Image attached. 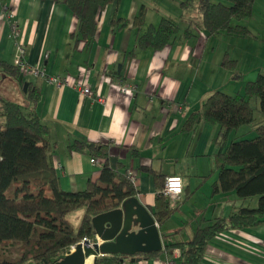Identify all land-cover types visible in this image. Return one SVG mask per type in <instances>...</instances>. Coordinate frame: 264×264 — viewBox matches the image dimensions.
<instances>
[{"label":"crops","instance_id":"1","mask_svg":"<svg viewBox=\"0 0 264 264\" xmlns=\"http://www.w3.org/2000/svg\"><path fill=\"white\" fill-rule=\"evenodd\" d=\"M185 1L189 5L181 6ZM149 2L116 0L108 4L97 17L94 40L85 48L84 41L77 39L76 44L72 35L77 32V17L61 0H0V60L12 65L14 48L20 43L25 47V61L45 74L44 79L23 76L27 90H38L36 101L29 100L19 81L10 77L2 87L47 125L61 188L82 191L100 176L98 161L69 148L76 140L108 144L110 155L123 165L119 171L126 175L128 170L134 171L133 196L154 218L163 235V247L157 255L127 256L122 264H164L172 258V250L179 249L168 246L190 240L200 221L226 216L239 206L242 200L235 192L212 191L218 178L214 156L219 150V126L203 118L189 129L185 124L212 92L243 93L246 82L264 73V0H255L252 15L241 21L251 32L243 43L244 37L225 33L227 36L218 38L219 34L208 35L195 27L192 37L173 38L157 50L137 47V37L150 25L156 27L162 16L172 20L168 16L172 15V21L183 30L197 14L194 7L189 16L191 0H175L174 14ZM142 5L147 7L145 24L136 29L133 17ZM14 20L19 25L16 37L11 30ZM225 53L237 63L246 59L250 66L224 68ZM53 76L61 79L60 86L45 81ZM77 82L89 87L92 95L82 93ZM119 83L131 86L132 93L121 92ZM240 128L234 137L229 134V140L242 137L238 136ZM173 175L181 176L183 190L176 202H170L173 213L161 220L155 215V199L165 178ZM249 202L245 199L244 205ZM76 212L75 228L84 210L77 209L70 216ZM88 238L99 239L95 232ZM201 264H264V222L217 234L208 242Z\"/></svg>","mask_w":264,"mask_h":264},{"label":"trees","instance_id":"2","mask_svg":"<svg viewBox=\"0 0 264 264\" xmlns=\"http://www.w3.org/2000/svg\"><path fill=\"white\" fill-rule=\"evenodd\" d=\"M61 1L77 17V32L72 34L76 44L80 39L88 48L95 37L98 15L116 0ZM254 1L197 0V18L183 30L178 23L161 17L156 27L150 25L137 37V47L161 49L173 38L192 37L195 27L208 35L224 32L236 37L249 36L251 32L241 21L252 15ZM188 5V1L181 3L183 7ZM146 12L147 7L142 5L133 17V27L139 29L145 24ZM121 23L126 26L128 20ZM222 66L234 70L236 60L225 53ZM19 75L17 67L0 60V264H53L71 245L94 234V216L117 208L135 194V187L126 173L119 171L123 165L110 155L108 144L76 140L69 148L90 154L98 161L102 166L100 176L97 182H88L82 191H64L53 166L47 125L33 109L18 103L2 87L6 77L23 86ZM25 95L31 101L39 98L36 88H28ZM251 98L258 100L257 109L264 116L262 72L245 83L243 93L232 96L216 90L209 94L185 124V129H189L203 118L219 126V150L214 156L218 178L212 191H232L242 201L226 216L200 221L190 240L168 246L180 249V264H201L208 242L217 234L264 222V122L255 126L253 138L229 140L231 131L253 124L255 108L250 104ZM253 198L254 206L250 202L244 205L245 199ZM165 199L160 192L155 199V215L161 220L173 213L170 201ZM77 209H83L84 214L75 228L67 215ZM126 258L122 254H104L94 264H122Z\"/></svg>","mask_w":264,"mask_h":264},{"label":"water","instance_id":"3","mask_svg":"<svg viewBox=\"0 0 264 264\" xmlns=\"http://www.w3.org/2000/svg\"><path fill=\"white\" fill-rule=\"evenodd\" d=\"M22 79L23 76L19 75V80ZM27 87L28 82L25 81L23 91ZM92 226L95 234L103 241L100 246L94 242L93 247H90L87 240L77 242L74 245L75 251H68L67 255L53 264H85L87 257L98 253L134 256L158 252L163 247V235H160L154 218L135 196L124 200L116 209L94 216ZM132 259L139 260L140 257Z\"/></svg>","mask_w":264,"mask_h":264},{"label":"built area","instance_id":"4","mask_svg":"<svg viewBox=\"0 0 264 264\" xmlns=\"http://www.w3.org/2000/svg\"><path fill=\"white\" fill-rule=\"evenodd\" d=\"M15 22L12 21V23ZM14 27V33H16L15 35H13L14 37H16L19 33V29L17 26H13ZM16 53L13 55V60H12V65L17 67L19 72L21 71V73L24 74V76H32L34 78H43L45 77L44 72L42 71V69H40L39 66L34 65V64H30L27 61H25L24 59V55H25V47H23L20 43H16ZM47 82L54 84L55 86H60L61 85V79L58 77H46ZM76 87L80 88V91L82 93H84L85 95H92V91L89 87L87 86H83L81 83L77 82L76 83ZM118 88L120 89L121 92L127 93V94H131L132 93V88L131 86H127L123 83H119L118 84ZM92 161H94L93 159H91ZM127 177L131 180V182L133 183L135 181V175H134V171L132 170H128L127 171ZM183 190V180L180 176H168L165 178L164 184H163V188L161 189V193L163 196L167 197L169 199V201L171 203H174L178 200V198L180 197L181 193ZM88 241V245L90 247H93V243H97V246H100L102 244V240L101 239H97L96 241L90 240L88 237H83L79 242L83 243L84 241ZM76 244V243H75ZM71 245V247L68 249V251L73 252L74 249V245ZM172 258H167L166 261L164 262V264H180L179 263V258L181 256V252L179 249H173L172 250ZM92 257H99V256H103V254L98 253L97 255H91ZM123 263V262H122Z\"/></svg>","mask_w":264,"mask_h":264},{"label":"rangeland","instance_id":"5","mask_svg":"<svg viewBox=\"0 0 264 264\" xmlns=\"http://www.w3.org/2000/svg\"><path fill=\"white\" fill-rule=\"evenodd\" d=\"M192 2H193V4L189 7V16L193 13V10H194V7H195V4H196V0H191ZM213 1H217V0H213ZM151 5H152V7H153V5L154 4H156V8H158V6H159V8H160V10L162 11H164L165 13H167V14H174L173 13V4H175L176 5V2H175V0H150V2H149ZM173 3V4H172ZM151 12V11H150ZM154 15V14H153ZM155 16V18H158L159 17V13H157L156 15H154ZM172 20H174L173 18V16L172 15H168ZM163 17V16H162ZM161 19V18H160ZM160 21V20H159ZM175 21V20H174ZM17 26V27H19V25H18V23L15 21V22H13V23H11V30H12V35H15L16 33H14V27L13 26ZM200 31H202V30H200ZM225 33L224 32H220L219 33V35H217V37L219 38V37H225ZM227 36V35H226ZM217 38V39H218ZM245 39H243L242 40V43L244 42V41H246V38H247V36H245L244 37ZM227 42L229 43V39L227 40ZM226 47H227V45H226ZM228 48H230V49H233L234 47H232V46H229ZM215 52V51H214ZM16 53V47L14 48V53L13 54H15ZM213 55H214V53H213ZM243 60H241V61H239L238 63L236 62V68L238 69V68H240V69H242V68H245V67H247V66H250V65H248L249 63H248V61L245 59L244 60V62H242ZM20 75H22V76H24V74L23 73H21V71H20ZM18 103H20L19 101H17ZM251 105L253 106V107H255V124H252V125H242V126H240L241 128H240V130H239V133H240V135H238V136H242L243 138H253L254 136H255V132H254V127L257 125V124H259V123H262L263 122V115L262 114H260L259 113V111H258V109H257V107H258V100L256 99V98H252V100H251ZM236 130H233L232 132H231V138L232 137H234L235 136V132ZM181 177V176H180ZM255 198H253V200H254ZM250 201V204H251V206H254V204H255V200L254 201ZM172 206V205H171ZM72 213V212H71ZM71 213H69L68 215H67V219H68V221L72 224V222H75V220L77 219V213L78 212H76V213H74L73 214V216H70V214ZM73 225V224H72ZM75 251V250H74ZM67 252H68V250L63 254V256H65V255H67ZM62 256V257H63Z\"/></svg>","mask_w":264,"mask_h":264},{"label":"bare ground","instance_id":"6","mask_svg":"<svg viewBox=\"0 0 264 264\" xmlns=\"http://www.w3.org/2000/svg\"><path fill=\"white\" fill-rule=\"evenodd\" d=\"M99 239H100V238H99ZM91 259H92V256L87 257L86 260H85V263H86V264H90V263L92 262Z\"/></svg>","mask_w":264,"mask_h":264}]
</instances>
